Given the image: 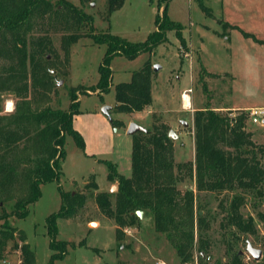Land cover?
Listing matches in <instances>:
<instances>
[{
    "label": "rangeland",
    "instance_id": "rangeland-1",
    "mask_svg": "<svg viewBox=\"0 0 264 264\" xmlns=\"http://www.w3.org/2000/svg\"><path fill=\"white\" fill-rule=\"evenodd\" d=\"M52 1L56 4L57 0ZM66 1L92 17L94 34L109 33L131 42H142L155 30V17L166 5V14L180 25L184 41L180 42L176 30L170 29L165 40L151 51L141 52L132 60L116 55L110 63L109 88L102 91L96 84L105 44L95 43L86 36V26L76 29L62 5H58V13L31 16L21 34L24 33L29 52L37 50L34 41L38 38H43L46 46H50L49 53H44L45 49L42 55L36 56L44 72L53 71L51 77L45 76L51 88L41 98L30 91L26 94L3 91L0 124L6 123L25 95L33 109L49 105L68 110L73 94L79 111L73 126L83 138L84 150L66 135L65 157L58 180L41 184V195L28 205L26 216L10 218V224L23 231L34 253L35 264H50L52 251L46 218L59 210L61 192L81 194L83 204L76 209L75 216L57 219L56 239L63 241L66 247L65 254L51 264H197L196 249L199 236L204 232L210 243L208 264H228L232 252H228L224 244V239L229 238L220 228L224 212L219 203L227 200L230 193L196 192L195 212L199 209L207 226L204 230L193 228L194 254L181 263L174 240L155 231L150 213H142V222L126 227L122 237L117 239L113 220L97 206L96 192L83 188L94 176L97 191L112 194L117 191V182L107 178L105 161L114 163L120 174L130 176L133 141V135L127 134L130 123L151 129L153 122H164L177 136L172 139L174 162L193 161V115L198 110L195 105L199 104L214 107L221 113L233 112L229 114L233 117L246 113V123L256 134L255 139L264 143V115L253 123L248 111L218 109L223 106L264 108V0H123L111 13L108 0ZM71 34L77 35L76 41L67 40ZM65 39L68 44L65 42L66 49H63ZM146 62L152 68L151 105L134 113L117 112L115 85L129 81L132 73ZM4 63L5 59L0 58V65ZM154 65L159 66L156 71ZM187 88H191L194 110L181 107L180 95ZM103 106L111 108L110 118L118 120L119 125H111L108 116L101 112ZM20 154L30 161L36 156L29 149ZM194 185V180L186 174L177 184L180 189L191 187L193 190ZM241 212L253 217L256 232L241 236L233 250L242 252L243 264H255L246 252V243L264 251V224L257 217L258 212H264V196L258 198L247 193ZM20 259L19 250L9 243L4 255L6 263L19 264Z\"/></svg>",
    "mask_w": 264,
    "mask_h": 264
},
{
    "label": "trees",
    "instance_id": "trees-1",
    "mask_svg": "<svg viewBox=\"0 0 264 264\" xmlns=\"http://www.w3.org/2000/svg\"><path fill=\"white\" fill-rule=\"evenodd\" d=\"M122 3L123 0H108V12L118 9ZM58 5L64 6L76 29L86 26V36L95 43L105 44L96 84L102 91L109 88L110 63L116 55L132 60L141 52L151 51L165 40L170 29L176 30L180 42L184 41L180 25L168 18L166 5L155 17V30L144 41L131 42L109 33L94 34L92 17L66 0H57L56 4L52 0H0V58L5 59L0 65V101L3 91L24 94L30 91L37 98L50 91L51 84L45 76L51 77V73L42 70L36 56L42 55L45 49L44 53H49L50 46H46L43 38H38L34 41L37 50L29 52L21 29L35 13L41 16L58 13ZM76 36L71 34L67 40L76 41ZM67 40H63V49ZM115 100L117 112L134 113L151 105L152 68L148 62L134 71L129 81L115 85ZM77 105L78 100L72 94L68 110L49 105L33 109L25 95L6 123L0 124V264L9 243L20 252L19 264H35L34 253L23 231L9 220L25 217L28 205L41 195V184L58 180L65 157L66 135L84 150L83 138L73 126V117L79 113ZM246 118L243 112L232 117L206 106L196 110L193 115L194 159L184 163L174 162L173 140L168 137L170 128L164 122H153L151 129L133 134L130 176L120 174L114 163L105 161L108 180L117 182L115 193L97 191L94 176L83 190L96 192L97 206L113 220L117 239L122 237L126 227L142 222L138 212L150 213L155 231L174 240L181 263L194 254L193 228L204 230L207 226L199 209L195 212L196 192H228L231 196L219 203L224 212L220 228L229 238L224 239L227 251L232 252L228 264H243L241 251L233 250V245L241 236L254 234L256 230L253 217L244 216L241 207L247 193L258 198L264 196V143L253 139ZM110 123L113 127L119 125L118 120L110 119ZM28 149L36 155L32 161L20 154ZM184 174L194 180V190L177 186ZM83 199L81 194L61 192L59 210L47 216L46 229L52 251L50 264L65 254L66 244L56 239L57 219L75 216ZM257 217L264 224V212H258ZM203 235L199 236L196 249L197 264H208L210 243L205 232ZM255 264H264V257Z\"/></svg>",
    "mask_w": 264,
    "mask_h": 264
},
{
    "label": "water",
    "instance_id": "water-1",
    "mask_svg": "<svg viewBox=\"0 0 264 264\" xmlns=\"http://www.w3.org/2000/svg\"><path fill=\"white\" fill-rule=\"evenodd\" d=\"M159 68L158 65H154L153 66V70L156 71L157 69ZM50 73H53V71H51ZM58 84H61V82H59ZM110 107L109 106H103L102 109H101V112L103 114H105L106 116H108L109 119L110 118ZM182 124L185 126L187 125V122H183L182 121ZM146 129L136 123H130L128 128H127V134L129 135H133L137 132H145ZM168 137L170 139H174L176 138L177 136L175 135L174 131L173 130H170L169 133H168ZM138 216L141 218L142 217V212H138ZM246 252L255 260V261H258L260 258H261V250L258 249V248H255L251 245L250 242L247 241L246 243ZM242 253V252H241Z\"/></svg>",
    "mask_w": 264,
    "mask_h": 264
},
{
    "label": "built area",
    "instance_id": "built-area-1",
    "mask_svg": "<svg viewBox=\"0 0 264 264\" xmlns=\"http://www.w3.org/2000/svg\"><path fill=\"white\" fill-rule=\"evenodd\" d=\"M191 88L183 90L180 95L181 107L184 110H191V99H190ZM264 115V108H251L248 110V116L250 120L254 123L259 120V116ZM2 264H7L5 260L2 261ZM188 264V263H184Z\"/></svg>",
    "mask_w": 264,
    "mask_h": 264
},
{
    "label": "crops",
    "instance_id": "crops-1",
    "mask_svg": "<svg viewBox=\"0 0 264 264\" xmlns=\"http://www.w3.org/2000/svg\"><path fill=\"white\" fill-rule=\"evenodd\" d=\"M190 99H191V97H190ZM191 106H192V110H194V105H193V101L191 100ZM196 106V108L195 109H201V108H203L204 106L203 105H195ZM211 108H213L214 109V107H211ZM218 109H225V111H235V110H239V109H241V110H244V111H248L249 109H251V107H233V106H223V107H218ZM230 115L231 114H233V112L231 113H229ZM76 116V115H75ZM74 116V117H75ZM74 117H73V119H74ZM233 117V116H232ZM262 122H264V121H262ZM251 131H252V133H253V139L254 140H256L257 142H258V140L257 139H255L256 138V134L254 133V131L252 130V129H250ZM260 143V142H259Z\"/></svg>",
    "mask_w": 264,
    "mask_h": 264
},
{
    "label": "bare ground",
    "instance_id": "bare-ground-1",
    "mask_svg": "<svg viewBox=\"0 0 264 264\" xmlns=\"http://www.w3.org/2000/svg\"><path fill=\"white\" fill-rule=\"evenodd\" d=\"M10 105V104H9Z\"/></svg>",
    "mask_w": 264,
    "mask_h": 264
}]
</instances>
